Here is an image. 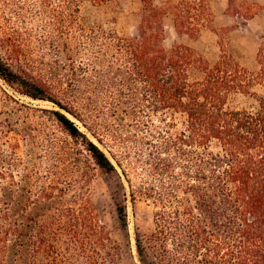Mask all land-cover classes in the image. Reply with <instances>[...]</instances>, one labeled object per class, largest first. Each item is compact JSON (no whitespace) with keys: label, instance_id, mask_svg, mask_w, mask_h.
<instances>
[{"label":"trees","instance_id":"trees-1","mask_svg":"<svg viewBox=\"0 0 264 264\" xmlns=\"http://www.w3.org/2000/svg\"><path fill=\"white\" fill-rule=\"evenodd\" d=\"M84 1L69 0L70 16ZM143 2L135 34L98 31L86 62L74 63L81 50L73 47L81 42L74 31L57 26L43 43L55 58L38 76L29 68L32 40L4 32L0 78L20 94L59 107L53 115L94 163L106 173L117 170L99 144L107 146L133 195L152 201L153 229L141 240L136 236L141 264H264V94L252 91L264 88V37L258 72H246L225 53L209 67L188 45L165 47L166 11L153 0ZM204 11L201 0L176 6L177 33L197 35ZM199 70L201 76H194ZM238 93L253 96L257 107L230 104ZM154 116L161 124L141 125L133 140L141 149V186L135 188L126 157L105 140L117 132L107 122H154ZM16 167L0 157V264H99L102 248L108 264H115L117 248L106 243L111 237L94 209L75 206L79 181L71 179L66 162H51L44 175L25 167L19 179ZM116 211L126 227L125 205ZM61 238L62 250L56 245Z\"/></svg>","mask_w":264,"mask_h":264},{"label":"rangeland","instance_id":"rangeland-1","mask_svg":"<svg viewBox=\"0 0 264 264\" xmlns=\"http://www.w3.org/2000/svg\"><path fill=\"white\" fill-rule=\"evenodd\" d=\"M183 1L153 0L155 5L166 11L163 16L165 47L175 43L188 45L209 67L225 53L248 73L260 70L258 51L264 37V0H201L205 11L197 25L199 32L193 37L179 35L175 28L173 11ZM188 1L195 3L196 0ZM67 3L69 0H0V37L4 32H13L23 38V42L32 40L33 46L28 51L31 53L29 68L34 76L45 74L47 64L55 58L43 43L57 26L74 31L81 41L73 45L74 48L81 45V50L77 48L80 54L77 56L76 52L74 63L86 62L91 57L89 46L92 36L104 31L105 34L114 32L132 37L141 23L145 5L143 0H109L102 3L86 0L70 16ZM201 74L199 70L194 76ZM252 88V91L264 94L261 86ZM230 104L250 110L258 105L253 96L242 93L234 94ZM53 110L60 109L50 101L33 100L16 92L0 78V157L18 163V167L14 168L16 179L20 178L25 167L44 175L51 162H58L61 166L66 162L71 179L79 181L76 187L79 201L75 206L87 203L94 209L111 237V240H105L106 243L117 248L115 264H141L136 236L141 240V235L153 229L152 201L138 193L133 195L122 168L111 156L108 147L99 144L82 122L69 115L81 131L108 153L117 167L113 173L102 171L82 144L74 142L63 130ZM153 120L141 122L140 117L137 122H107L117 132L114 139L106 137L105 140L118 157H126L124 164L128 162L130 165L127 170L135 188L141 186V149L133 140L141 136V125L161 124L156 116ZM173 120L178 123L177 128L182 127L179 115H175ZM1 169L8 172V163L1 164ZM122 204L126 207V227L120 224L116 211ZM62 244H66V239L61 238L56 243L60 249ZM108 260L105 249H100L99 264H108ZM146 260H151V256H146Z\"/></svg>","mask_w":264,"mask_h":264}]
</instances>
